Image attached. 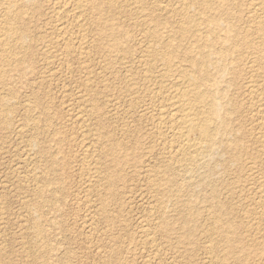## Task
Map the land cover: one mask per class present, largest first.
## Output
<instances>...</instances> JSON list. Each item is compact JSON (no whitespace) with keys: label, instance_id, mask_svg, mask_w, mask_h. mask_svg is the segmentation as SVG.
<instances>
[{"label":"rangeland","instance_id":"1","mask_svg":"<svg viewBox=\"0 0 264 264\" xmlns=\"http://www.w3.org/2000/svg\"><path fill=\"white\" fill-rule=\"evenodd\" d=\"M38 2V7L25 10L24 24L15 22L16 28L24 27L30 34L0 87V97L9 100L6 111L0 107V264H216L211 243L219 242L217 255L225 253L220 235H209L211 212L218 204L232 206V214L224 219L233 223L248 245L245 253L228 256L225 264H264V93L260 102L251 105L239 85L231 88L235 109L228 133L218 142L238 140L239 147L227 148V142L220 141L208 168L196 171L190 185L174 197L180 183L177 174L165 171L169 140L154 134L157 112L144 115L133 102L137 92L141 97L145 91L139 81V62L147 59L144 50L151 43L145 25L134 24L137 13L124 8H106L99 15L86 12L82 28L73 29V35L81 37V50L65 56L54 39V28L61 17L69 22L77 19L72 13L53 11L49 0ZM247 14L244 7L238 22L241 28L250 24ZM112 29L121 35H109ZM161 32L164 40L168 33L165 28ZM77 45L75 41L74 48ZM155 46L163 51L160 44ZM155 64L162 68L161 62ZM259 72L256 80L264 87V71ZM127 76L136 82L134 90L124 82ZM154 103L159 105L157 99ZM80 119L84 123L79 127ZM83 148L92 150L91 161L81 157L86 155ZM234 153L240 158L233 159ZM250 154L258 157L259 164L249 173L245 162ZM108 176L115 177L110 185ZM40 187L43 196L37 198ZM212 187L219 189L216 196ZM184 207L194 230L186 240L182 238ZM34 222L42 229L39 240ZM163 222L168 223L166 230L160 226Z\"/></svg>","mask_w":264,"mask_h":264},{"label":"bare ground","instance_id":"2","mask_svg":"<svg viewBox=\"0 0 264 264\" xmlns=\"http://www.w3.org/2000/svg\"><path fill=\"white\" fill-rule=\"evenodd\" d=\"M49 1L51 2L50 8L53 11L56 10L55 12L60 15H70L72 13L73 17L77 19L69 22L63 20L61 17L54 28V39H56L62 46L65 56L74 53L76 50H81L79 49V47L82 46L81 37L74 36L73 29L75 26H82V19L86 12L99 15L101 11L106 8H124L137 13L138 19L134 22L135 25H137V23L142 24V26L145 25L144 31L151 41L149 45L146 43L148 46L145 45L144 56H146L147 59L139 62V81L145 91L143 90L144 94L141 97L136 96V94L139 95L137 92L135 96H133V102L136 105L135 108L137 111L144 115L152 111L157 112L156 119L158 120V123L155 125L157 134L155 132L154 134L157 135V138L160 140L165 136L169 140L168 145L166 144L167 147L164 156L165 171L171 174H177L180 184L175 188L173 195L174 197H178L179 193L182 191V187L187 186L186 184L190 185L191 181L195 179L192 178L196 171L201 168H208L209 157L214 153L216 145L220 141L223 142V144L227 142L224 139L218 142V139L219 136H225L228 133L227 129L231 120L230 116L232 110L235 109V105L233 104L235 102V96H233L234 92H231V88L239 85L241 87V92L246 99L253 101V103L250 102L251 105H254V103L259 101V96L264 93L263 85L256 80L257 77H261V74H258L257 72H259V70L264 71V0H100V2L97 1L98 3H96V0ZM179 2L183 3V5H179ZM31 5L38 7V0H0V16L2 18V25L0 26V87L2 88L4 86L3 79L11 70L13 64L16 63V54L26 48V39L30 34V32L24 27L16 28L15 22L24 24L25 10ZM244 7L248 10V14L245 17L247 23L250 24H248L247 27L241 28L238 25V22L242 20L241 14ZM105 23L106 22H104V24ZM167 23H170V27L166 25ZM162 28H165L168 33L164 40L161 39ZM253 34H255V38L262 39V42H258L254 37H251ZM109 35L116 37L121 34H119V30L115 31V29H112ZM75 41L78 44V48H74ZM159 44L163 51H157L155 45L158 46ZM118 47L119 46L116 43L113 44L114 49H118ZM141 54L139 56H141ZM156 61L161 62L162 68H156ZM87 69L89 70V68ZM244 70L245 72H243ZM86 81L89 82L88 79ZM124 82H126L129 90H134L136 87V82H134L130 76H127ZM102 83H104V80ZM156 99L159 101L158 106L154 105ZM8 103L9 100L0 97V107L2 105L5 111L8 108ZM80 106L81 105H79V107ZM251 107L252 106H250V108ZM131 113L129 114L131 115ZM77 117L75 116V119ZM81 117L83 118L82 114ZM81 120L82 119L78 121V126L79 124L82 125L84 123L81 124ZM87 127L89 129V126ZM87 130L85 131L86 133H88ZM82 134L84 135L85 133ZM90 136L92 137V135ZM258 136L260 137L261 135ZM91 137L87 138L89 139ZM232 144L233 147H239L238 140L232 143L227 142L226 147L232 148ZM86 147L84 146V148ZM84 148L82 152H86L87 156L85 155L81 157L89 158L92 150H90L91 153H88L87 149ZM240 156L241 155L234 153L233 159L237 160ZM29 157L30 156H28V159ZM84 158H82L83 161H85ZM248 158L245 162V168L246 172L250 173L257 167L259 160L258 157H255L252 154H250ZM20 160L22 161V159ZM120 163L121 159L117 158L116 164ZM26 168L28 167L26 166ZM93 173L96 174L95 172ZM204 174H206V172ZM98 176H100V174ZM107 181L108 185H110L111 182L115 181V177L108 176ZM171 182H173V180H171ZM153 186L155 189H158L159 187L158 184L156 185L155 183ZM149 187L147 188L150 189ZM261 190H255V193L261 191L264 194V184L262 185ZM218 191L219 189L212 187V196H216ZM98 194L100 193H97V195ZM261 194L262 193H259L258 195ZM42 196L43 189L41 187L38 189L36 188L35 197L41 198ZM261 203L264 204V201L262 200ZM154 208L155 206L153 207V211ZM185 209H187V207L182 208L181 215L182 224L185 228L182 238L186 240L194 234V230L193 226L189 223L190 221H187L186 219L187 215L184 213ZM232 212V206H227L225 204H218L217 208L213 209L211 212L213 223L211 226L212 232L209 230V235L212 237V233H216V235L219 234L221 237L220 241L224 245L225 250L224 255L220 256L215 253L219 242L215 241L214 243L213 241L209 246L210 252H214L215 257H217L216 264H225L228 256L236 257L240 251L245 253L248 249L247 243L243 240L244 238L242 239L236 234L233 223L224 219L225 216L232 214ZM92 216L95 218L94 215ZM160 226H162L163 230L169 228L167 222H163ZM144 227V230L142 231L146 232L147 230H145ZM34 229L37 240H39V238L42 237V229L36 222H34ZM146 236H148V234ZM148 237L144 239L147 240ZM206 241L208 243V240ZM151 243L152 242L149 244ZM208 250L209 249H207V251ZM48 251V247L44 249L45 253Z\"/></svg>","mask_w":264,"mask_h":264}]
</instances>
